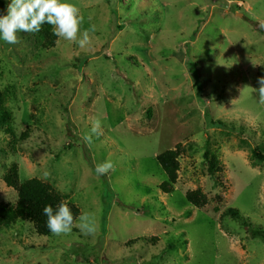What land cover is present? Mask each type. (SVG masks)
<instances>
[{"label": "rangeland", "instance_id": "1", "mask_svg": "<svg viewBox=\"0 0 264 264\" xmlns=\"http://www.w3.org/2000/svg\"><path fill=\"white\" fill-rule=\"evenodd\" d=\"M72 2L84 47L58 38L46 48L31 33L0 41V89L15 86L12 132L0 126V203L17 201L6 181L16 164L20 180L47 181L94 214L97 231L75 220L67 234L39 235L18 219L0 227V264H264V158L254 155L264 154V0ZM178 144V179L164 192L157 155ZM105 159L115 168L98 176ZM198 188L201 208L186 199Z\"/></svg>", "mask_w": 264, "mask_h": 264}, {"label": "trees", "instance_id": "2", "mask_svg": "<svg viewBox=\"0 0 264 264\" xmlns=\"http://www.w3.org/2000/svg\"><path fill=\"white\" fill-rule=\"evenodd\" d=\"M31 36L39 46L46 48L54 47L58 39L52 32V25L49 24H43L41 30L36 33H31ZM14 94V85H9L3 90L0 89V126L9 133L12 132L11 121L13 119V112L8 102ZM260 147V149L264 150V145ZM183 149L182 144H178L175 149H167L157 155V160L166 175V179L160 184V188L164 192L173 191L180 169L179 156ZM254 155L258 157L259 160L264 158V154L258 150V147L254 150ZM215 161L216 159L210 161L209 171L212 175L217 176L215 173V164L218 161ZM216 178L220 184L224 183L221 174L220 177ZM6 181L17 190V201L14 204L10 202L0 203V227H8L14 224L18 219H26L33 223L39 235L52 234L47 227V217L43 214V208L46 204H51L55 208L61 201L66 202L61 193L49 182L37 177L20 180L16 164H13L6 174ZM186 199L199 208L204 207L207 203V196L199 188L188 190ZM66 203L71 208L75 221V218L80 214V209L75 203ZM226 213L235 219L242 220L246 225L249 224L239 212V209L229 208ZM256 234L264 238V228L258 226Z\"/></svg>", "mask_w": 264, "mask_h": 264}, {"label": "clouds", "instance_id": "3", "mask_svg": "<svg viewBox=\"0 0 264 264\" xmlns=\"http://www.w3.org/2000/svg\"><path fill=\"white\" fill-rule=\"evenodd\" d=\"M83 17L80 9L72 0H9L6 14H0V41L9 45L19 43L18 33H36L43 24L52 25L53 34L60 39L74 41L84 47L90 41L88 30L81 32ZM259 87L255 89L259 99L264 103V76L258 77ZM101 127L99 118L92 121L91 133L98 134ZM86 142L92 141V135L84 136ZM114 162L110 159L97 163L95 172L98 176L114 170ZM43 214L47 217L46 224L54 235L69 233L74 226V216L71 208L61 201L55 208L46 204ZM79 228L89 235L97 231L94 214L82 212L75 218Z\"/></svg>", "mask_w": 264, "mask_h": 264}]
</instances>
